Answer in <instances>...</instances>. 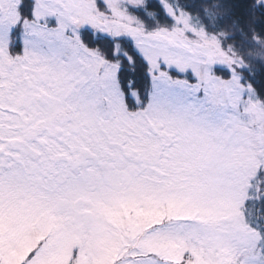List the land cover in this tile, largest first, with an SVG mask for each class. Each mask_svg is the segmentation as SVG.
<instances>
[{
    "label": "snow or ice",
    "instance_id": "1",
    "mask_svg": "<svg viewBox=\"0 0 264 264\" xmlns=\"http://www.w3.org/2000/svg\"><path fill=\"white\" fill-rule=\"evenodd\" d=\"M166 7L0 0V206L40 198L74 235L68 264H264V67L247 84L217 80L153 30ZM106 173L164 214L128 228L96 211L104 196L74 198L98 193ZM230 173L246 177L242 198L222 192ZM53 246L37 242L19 264Z\"/></svg>",
    "mask_w": 264,
    "mask_h": 264
},
{
    "label": "rangeland",
    "instance_id": "2",
    "mask_svg": "<svg viewBox=\"0 0 264 264\" xmlns=\"http://www.w3.org/2000/svg\"><path fill=\"white\" fill-rule=\"evenodd\" d=\"M174 18L177 20L173 19L162 25L156 24L153 30L159 28L174 33L186 47L198 54L201 69L207 70L222 83H227L233 76L239 77L238 71L244 63L234 47L226 46L223 39H220L216 34L206 35L198 32V29L187 30L185 21L188 17L184 13ZM179 24L184 28H181ZM258 55H260L259 58L255 59H264L262 54ZM213 66L229 68L232 69V72L227 74L223 71L212 72ZM252 96L255 98L254 92ZM235 166L241 167L242 164L236 162ZM260 166L264 168V161L260 162ZM261 175L264 177V171ZM105 180L111 187L101 184L98 193H75L73 194L74 198L90 199L96 195L104 196V199L95 200L96 211L114 223L128 228H134L164 214V210L159 204L145 195L146 189L143 186L121 184L120 180L107 173ZM246 183L245 176L230 173L222 183V192L225 195L242 198ZM118 196H126L127 199H119ZM39 199L31 194H24L23 198H17L14 203L0 206V262L2 264H19L23 254L29 248L36 247L37 242L45 246L54 245L49 253L41 258L39 264H68L65 259L68 254L67 246L74 235L65 228L66 221L62 217L53 215L50 207H43ZM166 210L172 212L175 210V206L170 203ZM11 239H15V246L9 242ZM222 259L225 264H238L239 257L236 254H228Z\"/></svg>",
    "mask_w": 264,
    "mask_h": 264
},
{
    "label": "trees",
    "instance_id": "3",
    "mask_svg": "<svg viewBox=\"0 0 264 264\" xmlns=\"http://www.w3.org/2000/svg\"><path fill=\"white\" fill-rule=\"evenodd\" d=\"M262 0H164L171 19H161L166 24L184 13L187 30L198 29L203 34H216L225 45L234 47L244 65L239 77L254 76L264 67V3ZM180 25V24H179ZM181 28H184L180 25Z\"/></svg>",
    "mask_w": 264,
    "mask_h": 264
}]
</instances>
